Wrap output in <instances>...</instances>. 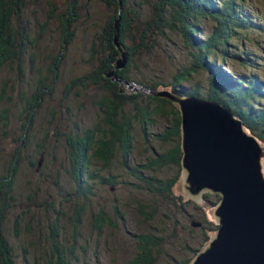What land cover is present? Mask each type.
Here are the masks:
<instances>
[{"label":"trees","instance_id":"16d2710c","mask_svg":"<svg viewBox=\"0 0 264 264\" xmlns=\"http://www.w3.org/2000/svg\"><path fill=\"white\" fill-rule=\"evenodd\" d=\"M32 1L0 0V83L12 87L10 93L0 91V264H79L77 251L86 241L83 236L100 238L106 227H116L118 204H103L94 212L90 197L99 186H110L109 192H114V179L101 172L114 160L123 169L127 166L137 140L135 123L143 142L154 138L158 147L153 146L155 152L145 148L143 164L130 167L129 176L144 182L153 195L166 198L172 193L174 179H161L158 173L174 161L166 145L179 135L178 112L175 105L151 92L179 89L184 95L219 102L264 145V41L249 37H264V20L245 9L243 0H121V6L118 0L49 3L48 20L60 23L63 41L57 51L49 46L45 67L43 56L38 60L35 54L42 42L31 37L26 12ZM144 7L149 11L144 12ZM116 21L118 47L113 41ZM81 26L82 33L90 34L81 39L86 54L81 52L80 60L85 67L64 78V86L67 92L74 88L97 91L91 102L97 120L83 128L77 108L70 130L43 134L36 114L43 95L58 84L62 52L67 44H74ZM160 40L167 49H162ZM249 44L261 55L251 51ZM123 51L126 64L116 69ZM28 75L32 78L27 79ZM131 84L137 91H130ZM23 96L27 108L13 129L17 118L11 111L23 106L17 100ZM168 117L167 127L150 132L148 126L156 127L157 118ZM55 142H61L64 150ZM46 151L59 158L53 175L48 173L52 184L43 190ZM24 152H30L25 160L33 173L18 170ZM62 170L69 176L68 189L58 180ZM133 206L143 222L152 225L147 206L139 200ZM169 231L159 226L156 232L133 235L135 254L126 264H155L171 253L180 254L183 249L167 237ZM209 240L204 232V241ZM203 245H190L175 264H191ZM80 248L84 254L86 247Z\"/></svg>","mask_w":264,"mask_h":264},{"label":"rangeland","instance_id":"374dc122","mask_svg":"<svg viewBox=\"0 0 264 264\" xmlns=\"http://www.w3.org/2000/svg\"><path fill=\"white\" fill-rule=\"evenodd\" d=\"M56 1L58 0H33L32 3L28 2L26 7V12L32 24L31 37H40V42H42L38 52L35 54L38 60L43 56V67H45L47 63L45 58L49 52V46L53 47V51H57L63 41L61 40L63 29L60 23L56 20H48V13L50 12L49 3H57ZM241 5L245 9H251L254 15H258L264 20V0H243ZM34 10L37 11L35 15H33ZM143 11L148 12L149 8L144 7ZM63 12L64 11H61L59 14H62ZM82 29L83 26L80 27L78 32L80 38L76 36L74 38V44H67L65 50L62 52L64 56L61 65L63 66V74L60 76L58 84L53 87L51 92L43 95L42 107L38 109L39 112L36 114V122L43 128V134L49 133L52 135L53 132H56L57 130L60 132H63V130H70L73 123L76 121L75 119L70 118H72L77 108L80 109L79 115L81 118V126L83 128L91 127L97 120L91 106V102L95 100L96 96H98L97 91L92 89L74 88L67 92L66 87L64 86V78L68 77L70 74L74 76L80 73L85 67V64L80 60L82 56L81 52L86 54V49L80 47L83 43L81 39L84 38L85 41L90 34L82 33ZM249 37L250 39L257 37L260 41H264V37L261 35L251 34ZM159 43L162 49H167L168 46L164 40H160ZM248 46L251 51L261 55L251 44ZM156 52L160 51L156 50ZM32 53H34V51L30 52V55ZM44 77L45 74H43V78ZM31 78V75L27 76V79ZM195 82L196 81L193 80L189 84L192 85ZM128 87L130 91H137L138 88L133 86V84L128 85ZM2 88H4L6 93L12 91V87H1L0 83V91ZM17 100L20 101L23 106H19L14 112L11 111V114L17 118L13 121L15 123L13 129L20 124V121L18 120L19 115L25 108H27L24 96ZM127 107L128 112H130V106L128 105ZM176 110L178 112L177 107ZM178 119L180 130L181 118L179 112ZM156 121L158 122L156 127H151V125L148 126L150 132H153V134L159 133L157 131L163 129L164 126L167 127L171 122V117L166 119L157 118ZM135 125L137 135L135 149L133 150V156L135 159L131 162L133 157L131 155V158L128 159L127 166L124 169L120 167L118 160H114L108 168L102 170L101 174L108 175L114 179L115 185L112 186L114 187V192H109L110 186H105L106 188L99 186L93 196L90 197V199L92 198V204L96 207L93 209L94 212H98L103 204L117 203L119 211L123 213L122 218H120V212H118V216L113 220V222H116V227H106V230L100 238H95L94 236L88 238L83 236L82 239L86 241L82 242L81 245L86 247V252L82 254V249L80 248L81 245L78 247L77 252L79 264H126L135 254L132 239L133 235L137 232L140 233L146 230L156 232L159 226H163L164 229L166 227L170 229L169 233H167V237L171 239V242H175L173 244L179 242L183 251L177 255L171 253L165 258H159L155 264H175V261L177 262L186 256L190 245L204 244L203 247H205L208 242L204 241V232L211 238L217 229L212 214L217 205L218 196L216 197L215 195L205 194L202 196L199 203L198 201L187 199L184 196L181 187L180 167L178 168L177 166L170 164L166 169H163L158 173V177L161 179L175 178L172 189L173 191L166 198H161L149 193L146 191L147 185L144 182L135 181L129 176L130 167H136L144 160L146 155L145 148H149L151 152H155L153 146L156 148L158 147V144L156 143L158 141L154 140V138L147 140L146 143H144L142 140V134H140L139 123H135ZM55 143L64 150L61 142ZM176 143L177 139H171L166 146L171 149ZM5 150H9V147H5ZM29 153L30 152L23 153V157L18 165V170L20 172L30 171L33 173L25 160V156ZM58 158L59 154L57 153L53 154L46 151L44 154L43 190H47L50 187V184H52V179H50L48 173H52L53 175L57 167ZM91 169L93 170V168ZM262 171L264 175V157L262 159ZM68 178L69 176L62 170L58 180L60 185L65 189H68V186H66L69 184L67 182ZM136 200L143 202V205L147 206L146 210L150 213L152 225L143 222V219L139 216L135 206L132 207L133 202ZM191 222L200 223L201 226L193 227L191 226ZM203 228L204 230H202ZM173 256L175 257L174 259Z\"/></svg>","mask_w":264,"mask_h":264},{"label":"water","instance_id":"95a60500","mask_svg":"<svg viewBox=\"0 0 264 264\" xmlns=\"http://www.w3.org/2000/svg\"><path fill=\"white\" fill-rule=\"evenodd\" d=\"M117 32L118 21L113 40L118 47ZM126 61L123 51L115 68H124ZM151 94L180 113L184 196L198 203L205 194L218 196L212 214L217 229L191 264H264V145L219 102L184 95L179 89Z\"/></svg>","mask_w":264,"mask_h":264},{"label":"flooded vegetation","instance_id":"af4514ba","mask_svg":"<svg viewBox=\"0 0 264 264\" xmlns=\"http://www.w3.org/2000/svg\"><path fill=\"white\" fill-rule=\"evenodd\" d=\"M179 137H177V136H175V137H173L172 139H177V143H176V145L174 146V147H172L170 150H172V152H173V154H174V161H173V163H171V164H173V165H175V166H177L178 168L180 167V169H181V157H182V152H181V142H180V137H181V135H180V132H179V135H178ZM177 137V138H176ZM177 147H179V150L178 151H176V149H177ZM178 152V153H177ZM171 179H175V178H170V180Z\"/></svg>","mask_w":264,"mask_h":264}]
</instances>
